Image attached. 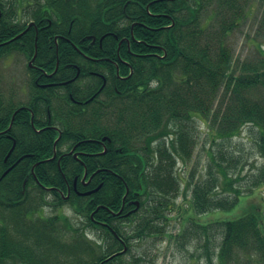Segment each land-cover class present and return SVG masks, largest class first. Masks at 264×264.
<instances>
[{"label":"trees","instance_id":"16d2710c","mask_svg":"<svg viewBox=\"0 0 264 264\" xmlns=\"http://www.w3.org/2000/svg\"><path fill=\"white\" fill-rule=\"evenodd\" d=\"M26 1L0 0V58L37 53V71L51 75L39 82L56 85L19 112L23 103L0 93V264H141L124 256L133 241L166 234L181 190L176 156L192 159L198 120L213 149L204 177L195 181V168L187 179L191 205L228 216L189 219L175 242L196 245L207 264H264V215L252 206L237 216L245 194L226 150L244 126L255 127L263 162L248 193L264 187V62L238 68L230 45L264 0ZM74 148L92 156L64 154ZM85 168L99 171L88 186ZM124 199L123 213L135 201L140 209L108 218ZM66 205L86 226L40 214Z\"/></svg>","mask_w":264,"mask_h":264},{"label":"rangeland","instance_id":"374dc122","mask_svg":"<svg viewBox=\"0 0 264 264\" xmlns=\"http://www.w3.org/2000/svg\"><path fill=\"white\" fill-rule=\"evenodd\" d=\"M28 1L30 2V0ZM24 2L23 6L26 5ZM263 13L264 6L257 3L249 12L247 20L230 37V45L234 51V59L238 68L243 66L261 67V63L264 62V28L261 25ZM28 62V59L21 54L0 58V93L8 99L12 98L17 103L27 102L31 90L30 74L27 70ZM195 127L198 137L192 159L184 162L179 156H176L177 174L179 173L182 177L181 190L175 200L174 207L167 212L169 220L164 225L166 234L133 241L131 251L124 256L125 260L133 261L134 258H141V264H207L206 259L201 256L202 250L197 249L196 245L180 248L174 239L189 219H194L200 224H207L228 216L221 211H212L201 215L193 211L192 191L191 189L187 191V179L189 180V174L195 168L197 169L195 181L204 177L209 163L208 153L213 149L208 126L198 120ZM256 137L257 129L252 125H246L241 130V134L233 138L229 144L230 148L226 147V150H229L231 155L239 161L236 176L240 180L236 185H240L245 194L242 204L237 210V216L246 214L252 206H259L264 215V187L256 189L252 194L248 193L253 174L263 162L256 148ZM40 214L45 216L64 214L76 225L86 226V219L76 216L68 205L59 210L46 207L45 211ZM88 233L90 239H93L91 232L88 231Z\"/></svg>","mask_w":264,"mask_h":264},{"label":"flooded vegetation","instance_id":"af4514ba","mask_svg":"<svg viewBox=\"0 0 264 264\" xmlns=\"http://www.w3.org/2000/svg\"><path fill=\"white\" fill-rule=\"evenodd\" d=\"M102 41V40H101ZM6 42V41H5ZM1 45H2V43H1ZM3 45H5V44H3ZM82 57L84 58V57H86V58H89V56H87V55H82ZM36 59V58H35ZM92 60H94V61H98L97 59H94V58H91ZM35 61V60H34ZM30 62L31 61H29L28 62V67L30 68V69H32V70H35V71H37V67H35L34 66V62L32 63L33 64V67H30L29 66V64H30ZM58 66H59V64H57V68H58ZM38 73H39V77L38 78H35V77H33L31 74H30V85H31V90H30V92H29V96H28V100L27 101H29L31 98H32V96H35L36 95V92H38L39 90L38 89H44V88H46V87H48V86H51V85H56V83L55 84H50V83H41V82H39L40 81V79L42 78V77H46V76H51L50 74H48V73H45V72H43V71H37ZM59 84H61V83H59ZM104 84H106V81H104ZM92 100V99H91ZM27 102H25V103H23V105H21V106H19V109H18V111L17 112H19L20 110H24V109H27L28 107H27V104H26ZM83 103V102H82ZM81 103V104H82ZM87 103V101H84V104H86ZM20 105V103H17V105ZM16 112V113H17ZM15 113V114H16ZM32 118H33V116H32ZM32 125L34 126V122H33V120H32ZM48 127V125H46L45 127H43V129L42 130H45L46 128ZM42 130H39L38 132L40 133ZM107 142V140L104 142V144ZM103 144V145H104ZM75 151H76V149L74 148V149H72L71 151H65V153L64 154H68V155H71V154H73V153H75ZM107 152V151H106ZM105 152V153H106ZM63 154V155H64ZM82 155V156H86V157H89V156H92V154L91 153H80V152H78V153H75V155H74V157L76 158V159H78V157H79V155ZM99 153H97V155H98ZM81 157V156H80ZM87 172V176H86V178L84 179H82V182L83 183H85V181H86V179L88 180L87 181V184H86V186H88L92 181H93V177L95 176V174L93 173V175H91V176H89L88 175V171H87V169L85 168V173ZM77 186V185H76ZM68 198V197H67ZM123 208H122V210L121 211H119L118 213V215H116L117 214V212H114V211H110V214H109V217L108 218H111V217H113V216H118V217H120L121 219L122 218H128L129 216H126L128 213H130L131 211H133L134 210V208H132V204L130 203L129 204V210L127 211V213H123V209H124V207H125V199H124V202H123ZM133 207H136V206H133ZM111 220V219H110ZM94 221H96V220H94ZM96 225L97 226H100V225H103V223H100V222H97L96 221ZM109 229L111 230V228L109 227Z\"/></svg>","mask_w":264,"mask_h":264},{"label":"water","instance_id":"95a60500","mask_svg":"<svg viewBox=\"0 0 264 264\" xmlns=\"http://www.w3.org/2000/svg\"><path fill=\"white\" fill-rule=\"evenodd\" d=\"M35 58H36V55H35L34 59L30 62V64H29L30 67H33V64H32V63H33V61L35 60ZM11 126H12V124H11ZM11 126H10V128H11ZM10 128H9V129H10ZM106 140H107V138H104L102 142H105ZM15 145H16V144H14V147L12 148V150H11L9 156H10L11 153L13 152V150H14V148H15ZM11 169H12V168H11ZM11 169H9V170L4 174V176H5L6 174H8V173L10 172ZM86 176H87V173L85 174V177H86ZM75 186H76V184H75ZM99 189H100V187L97 188L96 190L92 191V192H88V193H86L85 195H90V194H92V193H95V192H97ZM49 190H51V189H49ZM127 194H128V191H127ZM136 204H137L138 207H137V209H136L135 211H133L132 213L136 212V211L138 210V208H139V202H136ZM99 209H100V208H98L97 211H98ZM132 213H131V214H132ZM129 214H130V213H129ZM126 251H127V247L125 246V249H124L123 253H126ZM115 256H116V255L112 256L110 259L114 258ZM110 259H107V261L110 260ZM102 264H103V263H102Z\"/></svg>","mask_w":264,"mask_h":264}]
</instances>
